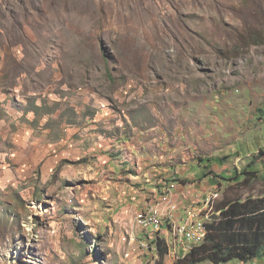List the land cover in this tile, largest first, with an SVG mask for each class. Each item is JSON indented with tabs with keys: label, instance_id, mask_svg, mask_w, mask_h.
Segmentation results:
<instances>
[{
	"label": "rangeland",
	"instance_id": "obj_1",
	"mask_svg": "<svg viewBox=\"0 0 264 264\" xmlns=\"http://www.w3.org/2000/svg\"><path fill=\"white\" fill-rule=\"evenodd\" d=\"M45 106L58 116L47 124L64 130L67 118L75 141L88 143L71 145L83 155L63 161L43 184L25 163L56 136H41L44 127L19 114ZM28 123L40 141L35 146L30 136L24 148ZM189 128L194 159L227 157L224 167L213 164L215 174L229 170L227 180L249 169L256 179L223 180L190 205L186 196L149 197L126 163L112 176L113 162L124 157L137 174L146 163L129 150L119 160L120 137L144 132L146 144L164 132L170 141L192 140ZM99 158L96 167L89 162ZM206 164L192 171L196 179ZM263 175L264 0H0V264H160L137 222L144 216L160 225L151 239L166 242L170 257L162 264H175L181 243L193 244L185 255L204 240H188L191 217L193 228H204L219 200L261 196ZM140 200L146 206L134 220ZM169 205L174 232L163 223ZM179 211L191 217L180 224Z\"/></svg>",
	"mask_w": 264,
	"mask_h": 264
},
{
	"label": "crops",
	"instance_id": "obj_2",
	"mask_svg": "<svg viewBox=\"0 0 264 264\" xmlns=\"http://www.w3.org/2000/svg\"><path fill=\"white\" fill-rule=\"evenodd\" d=\"M39 109V108H38ZM29 110L26 111V114H19V117L23 116L25 120L27 118L33 119V121H38L41 126L44 128L42 130H39L42 132L41 136H44L46 133L50 135H55L56 139L54 141H48L46 144L43 146H40L39 149H37L34 154L31 157V160H28L25 165L29 164L34 167L36 170V173L40 174V183L45 184L49 176L52 174V172L57 170V167L60 166V164L65 161L67 164H73V161H75V155L77 157L83 155L84 151L81 153H76L73 146L74 143L78 145L79 147L83 148L85 145H87L88 137L83 138L81 142H76L75 141V132H74V126L72 124L71 120L65 119L67 124H65V129L64 130H58L55 126L54 123H49L47 122L51 121L52 119L55 118V120L58 118L57 113L54 112V109L45 106V112L41 111L39 113L34 114L32 112H28ZM23 124L25 121H22ZM69 122V123H68ZM34 128V129H33ZM23 130H25V133H28V137L25 136L23 138V147L27 148L29 146V140L30 136H33L34 140V145L38 146L36 142L40 141V136L35 135V127H33L30 123L25 124L23 126ZM152 130L157 131L158 127L152 128ZM189 130L192 133V137L187 138L189 134H186V138L178 140V138H175L174 140L170 141V139L166 138V134L163 132L158 135L152 136L150 139H148L146 144L143 142L144 141V132H140L141 137L138 138H131L127 139L126 136L120 137L121 140L119 141V151H120V159L122 156V153L124 150H129L135 157L138 156L139 153L144 154V160L146 161L143 170L140 172V174H137V171L133 169L134 164L125 162V157L123 161L121 160L118 162H113V170L112 171V176L117 175V171L121 168V163H126L129 168L125 169L126 171L131 173H135V175H131V177H138L141 175V178H143L148 184L146 187L148 189L149 197L157 198L158 194L161 193V189L163 188H168L167 186H170L171 184L175 185V190L170 194L171 200L173 201H178L180 202L183 196H186L188 198H191L189 200L190 205H196L198 203V200L204 194L206 193L208 189L213 188L214 186L216 187V181L215 179V172L214 170L218 168V165H213L214 162H212V158H208L205 155H202L201 158L199 159H194V151L192 150L190 146V141L195 144V139H194V133L192 132V128H189ZM191 135V134H190ZM179 137H183V133L179 134ZM146 139V138H145ZM185 144L187 146V149H189V152L181 149V146ZM73 145V146H71ZM19 150L22 152V146L19 145ZM147 148L146 150H149L146 154L143 152V150ZM155 148V149H153ZM157 148L158 150H161L160 154H157ZM79 150V149H78ZM83 150V149H81ZM85 150V149H84ZM156 150V151H155ZM142 151V152H140ZM125 155H128V153L125 152ZM88 156V155H87ZM154 156V157H153ZM98 157V156H97ZM217 157V156H216ZM80 158H77L79 160ZM210 159V160H209ZM101 158L97 160H90L89 162L93 163L94 166L96 167L97 162L100 161ZM204 162H207V164L204 166L206 169V175L203 179H196L194 173L192 171L196 169V167H201V164ZM125 166V165H124ZM212 166H216V168L211 169ZM221 167H224L221 166ZM99 172H103V168H97ZM213 170V171H212ZM132 171V172H131ZM229 170H224V172H228ZM53 172V173H54ZM221 173V174H222ZM185 182V183H183ZM192 186L193 192H187L188 190H191L189 187ZM204 188L203 190H201ZM141 189V188H137ZM161 190V191H160ZM132 190H130L131 192ZM187 192V193H186ZM130 194V193H129ZM153 195V196H151ZM133 197H135L133 195ZM185 198V197H184ZM143 200H140L137 204L138 207L137 209L133 212L134 220L135 216L144 209L146 206L145 201L142 202ZM169 205V214L168 216L165 217L170 219V227L166 226V228H169V230H172L173 232L175 229L178 227L176 226L175 221L173 220V213L176 211L171 210ZM179 209V208H177ZM150 213V212H149ZM192 213V212H190ZM148 214V213H146ZM189 213L182 215L180 214V224L185 223L188 218L191 216H187ZM194 215V213H192ZM197 216V215H194ZM174 217L178 218L179 214H174ZM134 220L131 222V226H134ZM163 220V219H162ZM164 223V220H163ZM165 225V224H164ZM146 234L141 233L140 235L136 236V239H138V243L140 244L141 240H144ZM167 237V235H166Z\"/></svg>",
	"mask_w": 264,
	"mask_h": 264
},
{
	"label": "trees",
	"instance_id": "obj_3",
	"mask_svg": "<svg viewBox=\"0 0 264 264\" xmlns=\"http://www.w3.org/2000/svg\"><path fill=\"white\" fill-rule=\"evenodd\" d=\"M260 153L263 154V151ZM225 158L227 157L217 156L211 161L223 166L228 162ZM250 164L254 162L251 161ZM236 172L235 177L231 174L227 180L223 177L224 173L216 174L214 177L217 179V186H222L223 180L233 183L242 180L245 184H249L257 175L256 171L249 169L236 170ZM214 213L217 215L213 214L203 224L204 229L208 231L203 241L206 239L207 241L192 248L184 255L186 256L184 259H178L175 264H200L204 261L213 264H228L233 261H237L238 264H256V260L264 258V193L259 197H248L245 200L225 197L214 205ZM164 224L170 227V219L166 218ZM151 240L161 260L159 263L162 264L169 252L166 242L158 238ZM152 244L149 242L150 249Z\"/></svg>",
	"mask_w": 264,
	"mask_h": 264
},
{
	"label": "built area",
	"instance_id": "obj_4",
	"mask_svg": "<svg viewBox=\"0 0 264 264\" xmlns=\"http://www.w3.org/2000/svg\"><path fill=\"white\" fill-rule=\"evenodd\" d=\"M161 190H160L161 193L158 194V202H164L165 200L170 199L171 198L170 194L174 192L175 185L171 184L168 188H162ZM186 202H189V200L186 199ZM179 215H180V211H179ZM193 217H196V216H193ZM193 217H191L192 228L188 229V236L207 235L208 231H206L204 228H193ZM137 222H143V231H145L146 234L149 235V242L150 244H152L151 232L161 231L160 225L157 224L156 221H154V217H145V216L137 217ZM187 245H193V244L181 243V253L179 254L178 259L186 257L183 255V248L186 247Z\"/></svg>",
	"mask_w": 264,
	"mask_h": 264
},
{
	"label": "clouds",
	"instance_id": "obj_5",
	"mask_svg": "<svg viewBox=\"0 0 264 264\" xmlns=\"http://www.w3.org/2000/svg\"><path fill=\"white\" fill-rule=\"evenodd\" d=\"M212 190H213V189H212ZM219 191H220V190H219ZM219 191H218V192H219ZM219 193H220V192H219ZM219 201H220V200H219ZM207 238H208V237H207ZM206 241H207V239H206ZM203 244H204V243H203ZM152 255H153V254H152ZM167 256L170 257L169 252H168ZM157 257H158V254H157ZM153 258L155 259L154 255H153ZM171 258H172V257H171ZM157 259H158V258H157ZM157 259H156V260H157ZM172 259H173V258H172ZM183 259H184V258H183ZM180 260H182V259H180ZM173 261H174V262H178L179 260L175 261V260L173 259Z\"/></svg>",
	"mask_w": 264,
	"mask_h": 264
},
{
	"label": "bare ground",
	"instance_id": "obj_6",
	"mask_svg": "<svg viewBox=\"0 0 264 264\" xmlns=\"http://www.w3.org/2000/svg\"><path fill=\"white\" fill-rule=\"evenodd\" d=\"M199 220V219H198ZM204 224V223H203ZM169 229V228H168ZM192 239H195V235L193 236H188V240H192ZM204 242V241H203Z\"/></svg>",
	"mask_w": 264,
	"mask_h": 264
}]
</instances>
